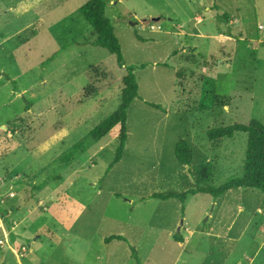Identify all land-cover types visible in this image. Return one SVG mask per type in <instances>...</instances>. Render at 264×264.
Wrapping results in <instances>:
<instances>
[{
	"label": "rangeland",
	"instance_id": "rangeland-1",
	"mask_svg": "<svg viewBox=\"0 0 264 264\" xmlns=\"http://www.w3.org/2000/svg\"><path fill=\"white\" fill-rule=\"evenodd\" d=\"M87 1L0 0V214L15 222L11 244L27 246L24 264H185L180 235L188 247L212 245L217 261L230 222L244 244L252 219L264 220L261 190L150 196L186 191L204 167L206 185L242 177L247 133L207 132L264 125V0H104L123 67L92 43L79 11ZM128 65L139 97L107 171L119 125L100 140L91 130L118 107ZM181 140L190 165L176 158ZM113 235L122 239L107 242Z\"/></svg>",
	"mask_w": 264,
	"mask_h": 264
},
{
	"label": "trees",
	"instance_id": "trees-1",
	"mask_svg": "<svg viewBox=\"0 0 264 264\" xmlns=\"http://www.w3.org/2000/svg\"><path fill=\"white\" fill-rule=\"evenodd\" d=\"M105 8L106 3L104 0H88L79 7V11L93 29L95 38L92 40V43L114 54L117 64L123 67L124 58L120 43L114 34V28L110 18L105 14ZM174 54H176V52H174ZM186 60L190 61L192 57L187 56ZM194 61L196 62V60ZM134 71V65H128L126 67V73L122 77L123 88L121 90V98L118 107L91 130L92 137L96 140H100L115 126L119 125V144L116 148L115 157L110 163L107 171H109L114 164L118 163L123 156L127 141L128 109L132 102L139 97V84ZM177 76L178 79L181 78V73L177 72ZM146 103L153 108H162L159 104L153 102L146 101ZM239 131L246 132L248 137L242 177L230 178L219 186L206 185L205 183L210 173L206 171V167H204L200 169L199 173H193L195 184L186 191L153 193L150 197L162 200L174 198L184 202L188 195L208 193L214 197H218L226 191L237 187L257 188L264 193V125L258 120L252 119L248 123H234L224 127L209 129L207 134L210 140L219 141L224 138H232L234 134ZM175 155L180 164L190 165L193 160L194 152L188 141L181 140L176 144ZM38 187L41 189L40 185ZM174 238L177 241H183L180 235H174ZM113 239H122V236L113 235L107 237L106 241L109 242ZM133 252L135 253L136 250L133 249Z\"/></svg>",
	"mask_w": 264,
	"mask_h": 264
},
{
	"label": "crops",
	"instance_id": "crops-1",
	"mask_svg": "<svg viewBox=\"0 0 264 264\" xmlns=\"http://www.w3.org/2000/svg\"><path fill=\"white\" fill-rule=\"evenodd\" d=\"M195 18L197 22H200V20L198 21V17ZM202 20L201 17V22ZM262 200H264V196ZM182 207L184 208V205ZM260 209L261 208H259L258 211H260ZM260 212H262L264 217V206L263 210ZM234 229L235 222L232 221L225 229V233L222 234L224 244L216 245V248L220 253V257L217 261L212 257V245L194 244L195 247H193V245L190 244L188 247L189 244H183L186 242L183 237V241H178L180 243L178 245L183 248L180 254H187L186 256L188 260L185 264H193V262H196L197 264H207L208 262L209 264H264V220L255 222L252 219L247 229L249 230L250 235L244 244H238L241 235L232 234V232L235 231ZM186 230L193 233V230L190 228H186ZM1 231L2 230L0 229V233ZM256 237H260L259 244H247V242H253ZM23 259H17L16 255L11 250L5 248L0 256V264H24Z\"/></svg>",
	"mask_w": 264,
	"mask_h": 264
},
{
	"label": "built area",
	"instance_id": "built-area-1",
	"mask_svg": "<svg viewBox=\"0 0 264 264\" xmlns=\"http://www.w3.org/2000/svg\"><path fill=\"white\" fill-rule=\"evenodd\" d=\"M12 196L14 193H10ZM15 228V222L11 226H6L5 221L0 214V229L2 230V238L0 239V247H6L8 250H11L15 255L16 258L21 260L26 256V253L28 251L26 245H22L19 248L15 247L13 244H11V231Z\"/></svg>",
	"mask_w": 264,
	"mask_h": 264
},
{
	"label": "water",
	"instance_id": "water-1",
	"mask_svg": "<svg viewBox=\"0 0 264 264\" xmlns=\"http://www.w3.org/2000/svg\"><path fill=\"white\" fill-rule=\"evenodd\" d=\"M159 18H154L153 20H155V21H157ZM122 21H128V19H124V20H122Z\"/></svg>",
	"mask_w": 264,
	"mask_h": 264
}]
</instances>
